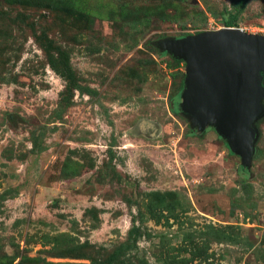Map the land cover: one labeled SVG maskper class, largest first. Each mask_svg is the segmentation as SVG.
Masks as SVG:
<instances>
[{"label": "rangeland", "instance_id": "obj_1", "mask_svg": "<svg viewBox=\"0 0 264 264\" xmlns=\"http://www.w3.org/2000/svg\"><path fill=\"white\" fill-rule=\"evenodd\" d=\"M233 1L0 0V264H264V117L244 168L156 44Z\"/></svg>", "mask_w": 264, "mask_h": 264}, {"label": "water", "instance_id": "obj_2", "mask_svg": "<svg viewBox=\"0 0 264 264\" xmlns=\"http://www.w3.org/2000/svg\"><path fill=\"white\" fill-rule=\"evenodd\" d=\"M185 62L179 109L202 133L213 127L250 168L264 117V34L223 26L157 41Z\"/></svg>", "mask_w": 264, "mask_h": 264}, {"label": "trees", "instance_id": "obj_3", "mask_svg": "<svg viewBox=\"0 0 264 264\" xmlns=\"http://www.w3.org/2000/svg\"><path fill=\"white\" fill-rule=\"evenodd\" d=\"M249 2H250V0H234L232 8H227V7L223 8L220 11L219 15L218 16L215 15V16H217V19L222 26H235V27H242L243 28L244 21H243L242 16H243V13L245 12ZM208 29H206V30H208ZM199 31H196V32H199ZM188 34L189 33L181 34L179 37H183V36L188 35ZM159 52H165V51H162L159 49ZM165 53H167V52H165ZM170 56H171L172 60L175 62L176 67H179L181 63H185L183 60L176 59L172 55H170ZM178 73L181 74V82H180L179 89H180V91H182L184 88V79H185L186 73L184 71H181L180 69L178 70ZM179 94H181V93H179ZM180 100L181 99H180V95H179V97H177V101H175V105H173V107L176 108L177 110L179 108ZM194 132L196 133L197 131L195 130Z\"/></svg>", "mask_w": 264, "mask_h": 264}, {"label": "built area", "instance_id": "obj_4", "mask_svg": "<svg viewBox=\"0 0 264 264\" xmlns=\"http://www.w3.org/2000/svg\"><path fill=\"white\" fill-rule=\"evenodd\" d=\"M261 31H262V32H263V34H264V27H262V28H261Z\"/></svg>", "mask_w": 264, "mask_h": 264}, {"label": "clouds", "instance_id": "obj_5", "mask_svg": "<svg viewBox=\"0 0 264 264\" xmlns=\"http://www.w3.org/2000/svg\"><path fill=\"white\" fill-rule=\"evenodd\" d=\"M263 34V33H262Z\"/></svg>", "mask_w": 264, "mask_h": 264}]
</instances>
